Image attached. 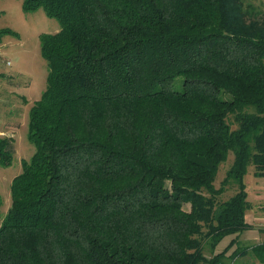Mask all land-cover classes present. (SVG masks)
Here are the masks:
<instances>
[{"label": "trees", "instance_id": "1", "mask_svg": "<svg viewBox=\"0 0 264 264\" xmlns=\"http://www.w3.org/2000/svg\"><path fill=\"white\" fill-rule=\"evenodd\" d=\"M39 7L60 29L40 35L35 151L11 181L0 264H222L252 227L244 175L264 176V12L244 0H22ZM11 153L0 137L1 165ZM248 250L264 264V242Z\"/></svg>", "mask_w": 264, "mask_h": 264}, {"label": "rangeland", "instance_id": "2", "mask_svg": "<svg viewBox=\"0 0 264 264\" xmlns=\"http://www.w3.org/2000/svg\"><path fill=\"white\" fill-rule=\"evenodd\" d=\"M244 5L250 11L264 12V0H244ZM59 29V21L48 16L42 7L25 11L22 0H0V30H5L0 32V137L11 139L12 151L10 163L0 164V221L11 206L13 177L20 173L21 161L29 160L35 151V146L28 139L27 126L30 107L46 86L47 65L40 50V35L55 33ZM6 61L10 63L6 64ZM232 159L233 154L229 152L218 169L216 186ZM253 170V167H248L243 179L247 199L251 203L245 218L252 227L239 233L222 258V264H258L249 256L248 249L264 242V176H255ZM235 188V185H230L221 197L232 195ZM184 208L188 209V205L185 204ZM231 238L233 235L222 239L214 252L223 250ZM211 254L205 249L207 258Z\"/></svg>", "mask_w": 264, "mask_h": 264}, {"label": "built area", "instance_id": "3", "mask_svg": "<svg viewBox=\"0 0 264 264\" xmlns=\"http://www.w3.org/2000/svg\"><path fill=\"white\" fill-rule=\"evenodd\" d=\"M10 62L9 61H6V64H9Z\"/></svg>", "mask_w": 264, "mask_h": 264}, {"label": "crops", "instance_id": "4", "mask_svg": "<svg viewBox=\"0 0 264 264\" xmlns=\"http://www.w3.org/2000/svg\"><path fill=\"white\" fill-rule=\"evenodd\" d=\"M251 208V207H250ZM222 251V250H221ZM220 252V251H219Z\"/></svg>", "mask_w": 264, "mask_h": 264}]
</instances>
